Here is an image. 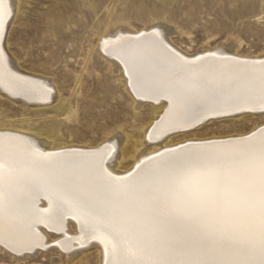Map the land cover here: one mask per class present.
<instances>
[{
	"label": "snow or ice",
	"instance_id": "snow-or-ice-1",
	"mask_svg": "<svg viewBox=\"0 0 264 264\" xmlns=\"http://www.w3.org/2000/svg\"><path fill=\"white\" fill-rule=\"evenodd\" d=\"M14 16L0 0V88L24 100L54 98V85L16 67L7 44ZM148 27L100 38L105 55L123 65L130 91L159 109L145 153L154 143L159 149L142 154L131 170L115 171L119 152L110 142L44 151L23 134L0 133V247L14 264L53 247L41 227L64 237L54 245L64 252L72 240L81 248L99 242L102 264H264V225L217 223L211 202L188 195L183 179L222 159H264V126H245L242 134L224 127L264 114V58L184 53L159 25ZM69 217L79 237L67 235Z\"/></svg>",
	"mask_w": 264,
	"mask_h": 264
},
{
	"label": "rangeland",
	"instance_id": "rangeland-1",
	"mask_svg": "<svg viewBox=\"0 0 264 264\" xmlns=\"http://www.w3.org/2000/svg\"><path fill=\"white\" fill-rule=\"evenodd\" d=\"M21 1L26 15L15 20L9 35L10 47L23 66L54 78L60 93L70 97L71 109L69 116L61 115L63 119L56 116L55 110H49L40 118L29 116L27 110L23 112L16 105L0 100V120L19 121L28 115L27 118L34 116L32 118L40 122L36 123L39 126L52 117L60 118V135L69 144L97 145L121 133L122 140L129 137V143L131 141L130 145H133L142 138L140 127H145L155 115L150 104L136 111L117 74L111 73L106 62L84 68L92 37L101 30L120 25L129 29H143L150 24L167 25L172 30L174 44L191 53L200 49H219L225 44H234L237 51L245 55L264 53V0ZM49 11L58 12L62 17L54 30L44 29L22 36L21 29L34 12ZM58 101L57 94L47 106H55ZM263 122L262 115L247 116L239 128L235 125L224 127L243 133L245 126L252 130ZM216 127L209 125L213 130ZM122 140L120 148L124 146ZM132 163L133 160H129L125 167ZM73 226L71 228L75 229ZM54 248L53 245L46 252L37 251L29 264H69L70 257L77 251L60 252ZM78 252L80 254L71 264H100L97 250L90 253L88 261L80 260V255L87 252ZM0 264H14V257L6 255L1 248Z\"/></svg>",
	"mask_w": 264,
	"mask_h": 264
},
{
	"label": "bare ground",
	"instance_id": "bare-ground-1",
	"mask_svg": "<svg viewBox=\"0 0 264 264\" xmlns=\"http://www.w3.org/2000/svg\"><path fill=\"white\" fill-rule=\"evenodd\" d=\"M7 2L13 6L14 12H15L14 19L12 20L10 26L8 27L7 44H8V47L11 49L10 42H9V35L11 32L12 26L15 23V20L20 15H26V12L23 11L24 5H23L21 0H7ZM61 21H62V17L60 15V13H58V12H54V11H49L47 13L34 12L32 15V18L29 20V22L26 23L24 27H22L21 34H22V36L27 37L29 35H32L35 31L41 32V30H44V29L54 30L56 25L58 23H60ZM157 25H159V24H157ZM148 26L144 27L143 29H129L123 25L122 26L120 25V27L119 26L114 27V28L109 29V30H107V29L101 30V32L99 34L92 37L91 50L89 52L88 59L84 65V68H87V66L88 67H96L100 63H102L103 61L106 62L110 66L111 73L117 74L118 80L122 83L125 91L128 94V97L131 98V100L134 104V107L137 109V110L136 109L135 110L139 111V108H142V106H144L146 104L147 105L150 104L151 105L150 107L153 109V114H155L152 117L153 119L150 123H148L145 127H143V126L140 127L141 128L140 130L142 132L141 133L142 138L139 139L137 142H134L133 145H130L132 143H131V141L129 143V140H128L129 137L128 138L126 137L125 141L122 140V138H124V136L121 137L120 136L121 133H120V135L112 136L110 138H107V140L102 141V142H110L112 145L117 147L118 152H119V156H118V158L115 159V171L118 173H123V172H127V171L131 170V168L134 166V164L138 161V158L139 159L143 158L142 154H152L159 149V145L154 143L151 147H147V151L145 153L146 133H147V130H148V127L150 126V124L153 123L155 118L158 117L159 109L152 106L154 104V102L139 101V98L130 91L129 86L126 83L127 75L123 71V65L118 60H116L114 57H109V56L105 55L102 46H100V38L106 36V34H111L112 39H116V37H119V36H136L138 32L150 31L151 29ZM159 26H160L161 33L166 35L167 39L174 44V41L171 38L172 30H171L170 26H167V25H165V26L159 25ZM174 46L178 50H181L184 53H188V54L191 53V52H188V51L182 49L181 47L176 46L175 44H174ZM200 50L196 51L195 53L197 55L201 54ZM205 51H216L217 55L239 56L241 58H248V59L264 58V53L257 54V55L241 54L240 52L237 51L234 44H225L223 47H221L219 49H206ZM11 55L15 60L16 67L22 73H24V74L30 73V74H32V76L34 78H36L38 80H42L45 83H48L50 87L54 85L55 86L54 97L58 94V100L59 101L56 103L55 106L50 107L47 105L53 99L52 97H49L47 99L37 97V98H33L31 100H24L21 97H12V96L8 95L7 93H5L3 88H0V100H5L8 103L13 104L14 106L16 105L19 109H23V112H24V110L25 111L27 110L28 115L32 114L35 116H39L40 118L46 116L45 114H47V112L49 110L57 111L56 116H59V117H61V115L63 117L69 116L70 109H71V102H70L71 99H69L70 97H64L63 94L60 93V90H59L57 84L55 83L54 78L49 77L48 75L41 73L38 70L36 71L35 69H28L25 66H23L20 63L18 57L15 55V53L12 49H11ZM59 110H60V112H59ZM28 115H26V118H24L25 117L24 116L23 119H21L19 121H16V120L2 121V120H0V133L11 132V133H16V134H23V135L29 137L31 139L32 143H34L37 147H40L44 151L60 150V149L68 148V147L88 149V148H92L94 146L99 145V144H97V145H94V144L93 145L92 144L91 145H87V144L81 145L79 143L77 144L74 142H73L74 144H69L66 141H64L62 136L60 135V128H59V126L61 124L60 118L56 117V119H54L53 117L52 118L50 117L51 120L49 122H46V121L44 122V120H43L44 123L37 126L36 123L38 120H36L35 118H32L34 116L27 118ZM261 115L264 116V114H261L259 111H257V112L250 113L248 116L257 117V116H261ZM29 116H31V115H29ZM263 124H264V122L261 123L260 125L256 126L255 128H253L251 131L256 130V128H258L259 126H262ZM139 133H140V131H139ZM125 136H127V135H125ZM175 139L179 140L181 138L176 137ZM121 140L124 141L123 142L124 146L123 147L121 146V148H120L119 142H121ZM127 140H128V142H127ZM69 142H72V141H69ZM102 142H100V143H102ZM165 143L167 145L171 146L174 144V139L172 137H170L165 141ZM129 160H133V163L131 164L130 167L126 168L125 167L126 163H128ZM111 162L112 161H110V163ZM40 204L42 207L48 206L47 201L43 200V199L40 201ZM72 225H74L73 227L75 229L71 228ZM65 227L67 229V235L68 236H72V237H79L80 236L79 224L76 221H73L71 219V217L67 218ZM41 230L44 233L46 242L50 245H55L56 240L64 238L59 233H51L50 230L44 229L43 227H41ZM67 246L73 250L77 249V251L81 250V252H87V253H84L83 255H80L81 256L80 260H83V261H88L90 253H92L94 250H97L99 253V256H100V264H102L103 246L99 242L89 241V242L85 243V246L83 248H81L80 243L77 240H72L71 242L68 243ZM0 248L2 249V247H0ZM54 249H56L57 251L58 250L63 251V249L61 247H55ZM37 251H40V250H37ZM77 251H75V253L72 254V256L70 257V262H72V260H74V258L78 254H80V252L77 253Z\"/></svg>",
	"mask_w": 264,
	"mask_h": 264
},
{
	"label": "clouds",
	"instance_id": "clouds-1",
	"mask_svg": "<svg viewBox=\"0 0 264 264\" xmlns=\"http://www.w3.org/2000/svg\"><path fill=\"white\" fill-rule=\"evenodd\" d=\"M188 195L211 202L217 223L264 225V159H222L183 178Z\"/></svg>",
	"mask_w": 264,
	"mask_h": 264
},
{
	"label": "water",
	"instance_id": "water-1",
	"mask_svg": "<svg viewBox=\"0 0 264 264\" xmlns=\"http://www.w3.org/2000/svg\"><path fill=\"white\" fill-rule=\"evenodd\" d=\"M262 126H264V124H263ZM262 126H259V127H262ZM259 127H258V128H259ZM256 129H257V128H256ZM254 131H255V130H254Z\"/></svg>",
	"mask_w": 264,
	"mask_h": 264
}]
</instances>
